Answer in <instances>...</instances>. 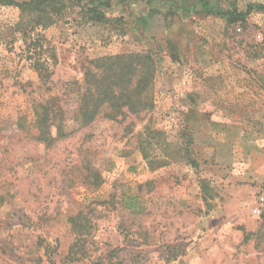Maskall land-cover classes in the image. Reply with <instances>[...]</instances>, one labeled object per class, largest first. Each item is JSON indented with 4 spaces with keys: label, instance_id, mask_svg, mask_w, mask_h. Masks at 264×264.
I'll return each mask as SVG.
<instances>
[{
    "label": "rangeland",
    "instance_id": "1",
    "mask_svg": "<svg viewBox=\"0 0 264 264\" xmlns=\"http://www.w3.org/2000/svg\"><path fill=\"white\" fill-rule=\"evenodd\" d=\"M232 4L262 9L230 25L219 12ZM100 9L106 23L76 7L33 32L32 56L49 70L40 79L18 8L0 2V264H264V207L252 212L264 194L253 168L264 155V0ZM137 52L155 62L153 109L76 131L87 62ZM48 100L74 131L51 144L33 114ZM140 185L144 210L130 213L121 200Z\"/></svg>",
    "mask_w": 264,
    "mask_h": 264
},
{
    "label": "trees",
    "instance_id": "2",
    "mask_svg": "<svg viewBox=\"0 0 264 264\" xmlns=\"http://www.w3.org/2000/svg\"><path fill=\"white\" fill-rule=\"evenodd\" d=\"M81 0H0L6 5H13L19 10V20L14 29L21 35L26 45L27 53H31L32 66L43 79L44 73H48L46 60L33 57L39 36L32 39L31 35L37 29H45L54 24L56 19L65 10L78 8L77 14L85 23H106V16L101 7H108L111 3L125 0H92L89 3H81ZM188 2L190 0H181ZM260 5H248L245 12L238 11L234 4L231 10H221L228 24L244 23L246 16L254 10H260ZM33 57V58H32ZM155 78V62L150 54L144 52L103 56L89 60L83 72L81 82H75L77 111L72 122L76 131L90 126L98 119L117 122L123 121L127 116L137 117L142 113L150 112L154 107L153 83ZM37 117L34 127L38 129L37 140L49 142L66 138L74 133L67 132L64 126L65 111L55 107L50 100L37 104L33 110ZM143 158L147 157L143 154ZM149 164V170H155L153 163ZM161 163L159 166H163ZM158 166V167H159ZM96 175L93 177L95 181ZM142 185L138 186L137 195H127L121 200L124 209L130 213L140 214L143 205L140 204L139 192ZM80 213L74 217V221L80 218ZM73 221V219H71ZM76 233H87L84 226L74 225Z\"/></svg>",
    "mask_w": 264,
    "mask_h": 264
},
{
    "label": "built area",
    "instance_id": "3",
    "mask_svg": "<svg viewBox=\"0 0 264 264\" xmlns=\"http://www.w3.org/2000/svg\"><path fill=\"white\" fill-rule=\"evenodd\" d=\"M263 207H264V194L257 197V199L255 200L254 206L252 209L253 214L260 215Z\"/></svg>",
    "mask_w": 264,
    "mask_h": 264
},
{
    "label": "crops",
    "instance_id": "4",
    "mask_svg": "<svg viewBox=\"0 0 264 264\" xmlns=\"http://www.w3.org/2000/svg\"><path fill=\"white\" fill-rule=\"evenodd\" d=\"M256 154H257L256 151H252L251 156H255ZM258 156H259V163H257V165L254 166L253 168H257V166L259 165L258 168L260 167L263 171L261 172V182H264V155L262 156L258 155ZM257 175L259 177V173Z\"/></svg>",
    "mask_w": 264,
    "mask_h": 264
}]
</instances>
